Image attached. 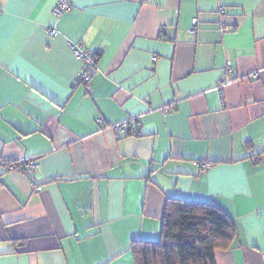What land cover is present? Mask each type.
Here are the masks:
<instances>
[{
    "label": "crops",
    "instance_id": "crops-1",
    "mask_svg": "<svg viewBox=\"0 0 264 264\" xmlns=\"http://www.w3.org/2000/svg\"><path fill=\"white\" fill-rule=\"evenodd\" d=\"M70 1L0 0V264H134L166 198L233 220L214 264H264V0Z\"/></svg>",
    "mask_w": 264,
    "mask_h": 264
},
{
    "label": "trees",
    "instance_id": "trees-1",
    "mask_svg": "<svg viewBox=\"0 0 264 264\" xmlns=\"http://www.w3.org/2000/svg\"><path fill=\"white\" fill-rule=\"evenodd\" d=\"M236 237L233 220L215 204L166 198L160 237L133 240L129 250L134 264H214L215 251Z\"/></svg>",
    "mask_w": 264,
    "mask_h": 264
},
{
    "label": "built area",
    "instance_id": "built-area-1",
    "mask_svg": "<svg viewBox=\"0 0 264 264\" xmlns=\"http://www.w3.org/2000/svg\"><path fill=\"white\" fill-rule=\"evenodd\" d=\"M71 1L70 0H55V5L53 7V14L55 16H60L64 12H67L71 9ZM1 11V8H0ZM220 14H224L226 11L224 8H220L219 10ZM196 25V20L193 21V26ZM229 30L228 26L223 25L221 27L222 32H227ZM49 36H54L57 31L55 28H51L48 31ZM68 46L70 50L72 51L73 56L80 60L82 63V69L80 73L78 74L76 80H75V86L76 85H81L83 88L88 90L90 88V84L92 81L93 76L97 72V63H96V56L94 53L89 51L88 49L82 47L80 44L69 42ZM226 70L228 73L231 71V65L227 63L226 65ZM251 79L256 80L259 77V70L254 71L251 73L249 76ZM236 79L229 77H225L218 85V89L220 90L224 86L231 84L235 81ZM164 113H168V109L163 110ZM98 123H102L99 118L97 119ZM139 124V118L138 117H131L126 120H123L121 122H118L116 124L108 125L107 128H110L113 130L117 135H123L125 132V129L129 128V126H134ZM36 163L33 162H27L24 164V167L28 171H32L33 169L36 168ZM203 170H207L210 167L209 163H202ZM8 169H14L15 166L13 164H8L7 165ZM41 187L38 186L36 187V190H40Z\"/></svg>",
    "mask_w": 264,
    "mask_h": 264
}]
</instances>
